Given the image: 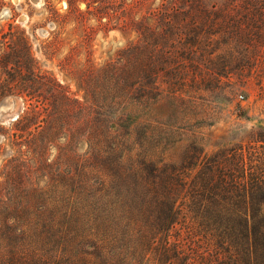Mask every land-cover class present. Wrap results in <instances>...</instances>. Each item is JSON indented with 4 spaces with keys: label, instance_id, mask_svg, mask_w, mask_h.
<instances>
[{
    "label": "rangeland",
    "instance_id": "rangeland-1",
    "mask_svg": "<svg viewBox=\"0 0 264 264\" xmlns=\"http://www.w3.org/2000/svg\"><path fill=\"white\" fill-rule=\"evenodd\" d=\"M263 5L0 0V225L14 220L23 193L50 187L83 158L87 126L119 128L122 112L140 116L151 146L176 165L188 154L261 144L264 37L253 46L244 12L256 17ZM135 72L139 90L112 102L113 83L127 87ZM22 90L48 101V111L35 101L28 108Z\"/></svg>",
    "mask_w": 264,
    "mask_h": 264
},
{
    "label": "trees",
    "instance_id": "trees-1",
    "mask_svg": "<svg viewBox=\"0 0 264 264\" xmlns=\"http://www.w3.org/2000/svg\"><path fill=\"white\" fill-rule=\"evenodd\" d=\"M255 13L244 12L253 46L264 37V5ZM135 73L127 87L113 83L112 102L139 90ZM22 95L48 111L38 94ZM125 114L119 128L87 126L83 158L22 194L14 220L0 225V264H264V140L176 165L151 146L142 118Z\"/></svg>",
    "mask_w": 264,
    "mask_h": 264
}]
</instances>
